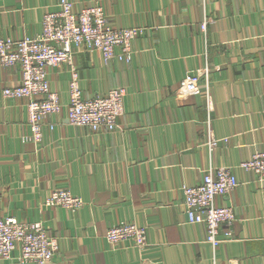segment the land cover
Returning a JSON list of instances; mask_svg holds the SVG:
<instances>
[{
	"label": "crops",
	"instance_id": "obj_1",
	"mask_svg": "<svg viewBox=\"0 0 264 264\" xmlns=\"http://www.w3.org/2000/svg\"><path fill=\"white\" fill-rule=\"evenodd\" d=\"M60 1L0 0V37L40 35L43 14ZM72 1L75 11L102 4L114 28L142 32L128 60L104 61L96 49L73 45L67 62L48 68L62 105L36 143L23 139L26 99L2 93L18 85L20 65L0 64V216L41 221L58 238L47 264H264V179L235 168L264 151V0ZM204 66L207 80L186 90L181 79ZM72 71L84 99L125 89L117 128L67 123ZM223 164L234 166L239 185L215 203L231 205L236 219L229 237L219 225L221 241L212 246L204 225L187 221L181 186ZM55 187L84 204L44 206ZM123 220L146 227L140 250L106 239V228ZM11 253L0 264H21L19 250Z\"/></svg>",
	"mask_w": 264,
	"mask_h": 264
},
{
	"label": "built area",
	"instance_id": "obj_2",
	"mask_svg": "<svg viewBox=\"0 0 264 264\" xmlns=\"http://www.w3.org/2000/svg\"><path fill=\"white\" fill-rule=\"evenodd\" d=\"M43 16L40 35L25 37L16 42L11 38L0 37V64L15 65L18 62L23 77L21 85L4 87L3 95H44L38 100L31 99L28 104L29 132L23 139L34 142L43 136L45 118L61 109L58 94L51 91L48 83V68L67 62L72 56L73 45L98 50L104 61L115 56L128 60L132 52V41L142 32L138 26L114 28L103 5L98 3L75 11L72 0H61L58 9L49 10ZM205 23L206 20L201 23V27ZM208 71L204 66L187 73L184 77L186 89L197 91L199 81L207 80ZM69 83L68 123L82 125L95 132L109 131L117 126V119L123 111V87L111 88L106 95L84 99L76 71ZM49 128L52 126L49 125ZM216 143L217 139L210 134L209 146L214 147ZM235 168L253 171L259 179H264V151H256L250 157L240 160ZM201 180L181 187L185 215L189 223L204 225L205 240L216 246L221 241L219 225H227L225 234L229 237L230 226L236 215L231 205H218L215 198L232 191L239 185V180L234 166L225 164L207 168ZM42 204L61 205L72 211L80 208L84 201L68 188H55ZM105 234L112 244L129 242L138 250L147 244L145 226L134 221L123 220L111 224ZM57 246L58 238L48 235L41 221H19L11 215L0 216V258H10L11 252L18 249L19 263L47 264L56 253Z\"/></svg>",
	"mask_w": 264,
	"mask_h": 264
},
{
	"label": "rangeland",
	"instance_id": "obj_3",
	"mask_svg": "<svg viewBox=\"0 0 264 264\" xmlns=\"http://www.w3.org/2000/svg\"><path fill=\"white\" fill-rule=\"evenodd\" d=\"M98 51V50H97ZM60 64V63H59ZM200 69V68H199ZM72 74H74V71H72ZM185 77V76H184ZM184 77L181 79L182 81H181V84L185 87V84H184ZM47 79H48V77H47ZM71 79V78H70ZM70 79H69V81H68V83L70 82ZM22 80H23V77H22V73H21V78H20V81H19V83H18V85H21V83H22ZM17 85V86H18ZM49 86H50V83H49ZM16 87V86H15ZM198 87V86H197ZM69 88H70V83L68 84V91H69ZM186 88V87H185ZM198 89V88H197ZM110 90V89H109ZM109 90H107V92H105L103 95H106L107 93H108V91ZM186 90H188V89H186ZM51 91H55V90H51ZM189 91V90H188ZM55 92H57V91H55ZM191 92H197V91H191ZM124 93H125V89H124ZM58 94V93H57ZM124 95V94H123ZM44 95L42 94V93H37V94H35V96H31V97H26V96H18V97H23V98H25L26 99V113H27V111H28V104H30V100L32 99V100H35V99H40V98H42ZM18 97H16V98H18ZM58 98H59V94H58ZM60 100V99H59ZM68 100H69V97H68ZM60 103H61V105H62V102H61V100H60ZM68 104H69V102H68ZM68 104H67V108H68ZM67 110V109H66ZM121 114V113H120ZM120 117V116H119ZM118 117V118H119ZM27 118V117H26ZM117 121H118V119H117ZM27 123H28V118H27ZM67 123H68V119H67ZM68 124H70V123H68ZM77 127H84V126H82V125H76ZM118 126V125H117ZM117 126L115 127V128H117ZM114 128V129H115ZM113 130V129H112ZM93 131V130H92ZM109 131H111V130H109ZM108 130L107 131H105V130H103V131H100V132H98V133H104V132H109ZM210 139V138H209ZM41 140V139H40ZM40 140H36L34 143H36V142H39ZM31 141V140H30ZM208 145H209V140H208ZM182 187V186H181ZM55 188H64V187H55ZM54 188V189H55ZM53 189V190H54ZM52 191V190H51ZM59 206H61V205H59ZM62 207H65V206H62ZM65 208H67V207H65ZM67 209H69V208H67ZM38 222V221H37ZM144 226V225H143ZM46 229V228H45ZM145 230H146V227H145ZM46 232H47V230H46ZM48 234V233H47ZM148 242V239H147V241H146V243ZM131 244V243H130ZM131 246L132 247H134L132 244H131ZM134 248H136V247H134ZM137 249V248H136Z\"/></svg>",
	"mask_w": 264,
	"mask_h": 264
}]
</instances>
